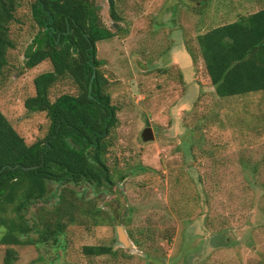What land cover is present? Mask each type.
<instances>
[{"label":"rangeland","instance_id":"1","mask_svg":"<svg viewBox=\"0 0 264 264\" xmlns=\"http://www.w3.org/2000/svg\"><path fill=\"white\" fill-rule=\"evenodd\" d=\"M33 1H19L22 23L11 32L17 47L0 76V110L28 144L46 135L49 121L45 112L27 111L24 100L34 94L33 78L51 69L49 60L23 67L40 28ZM93 1L114 31L96 42L117 108L106 153L112 183H48L47 195L26 207L28 221L50 218L67 187L76 222L57 241L12 246L14 264H264V91L218 96L196 42L198 33L258 10L264 0H116L117 21L108 0ZM73 85L60 81L51 99L75 93ZM146 119L149 141L141 138ZM83 245L111 250L89 257ZM5 248L0 244V264Z\"/></svg>","mask_w":264,"mask_h":264},{"label":"trees","instance_id":"2","mask_svg":"<svg viewBox=\"0 0 264 264\" xmlns=\"http://www.w3.org/2000/svg\"><path fill=\"white\" fill-rule=\"evenodd\" d=\"M19 1L0 0V76L9 65L8 51L17 47L11 32L22 23L15 15ZM108 5L111 18L119 20L116 0H108ZM98 9L93 0L31 3L33 20L40 28L24 52L23 67L49 60L51 69L33 78L34 94L25 98L24 107L45 112L49 124L43 138L28 144L0 110V244L6 246L5 264L17 260L12 246L43 243L49 237L57 241L68 224L76 222L71 212L75 204L64 193L70 191L67 187L59 192L50 218L28 221L26 207L47 195L48 183L85 182L94 188L112 183L106 153L117 108L99 70L96 42L113 37L114 31L101 23ZM196 42L218 96L264 91V7L198 33ZM63 80L74 84L76 92L51 99L52 88ZM66 214L64 222L61 217ZM34 230L36 240L30 236ZM81 250L94 257L111 249L83 245Z\"/></svg>","mask_w":264,"mask_h":264},{"label":"water","instance_id":"3","mask_svg":"<svg viewBox=\"0 0 264 264\" xmlns=\"http://www.w3.org/2000/svg\"><path fill=\"white\" fill-rule=\"evenodd\" d=\"M93 75H95V72H93ZM141 138L144 141H149V140H153L154 139V133L152 130V127L150 125V121L149 119L145 120V127L142 129L141 131ZM24 169H28L30 167H23ZM113 208H115L113 206ZM117 235H118V239L119 241L123 244V245H129V241L128 238L126 236V234L123 232V227L122 226H117Z\"/></svg>","mask_w":264,"mask_h":264},{"label":"flooded vegetation","instance_id":"4","mask_svg":"<svg viewBox=\"0 0 264 264\" xmlns=\"http://www.w3.org/2000/svg\"><path fill=\"white\" fill-rule=\"evenodd\" d=\"M113 206L115 207V205L113 204V202H112V209L115 211V208H113ZM115 215H117V213L115 212Z\"/></svg>","mask_w":264,"mask_h":264}]
</instances>
